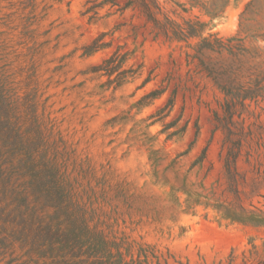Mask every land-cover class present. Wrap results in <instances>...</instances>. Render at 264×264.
<instances>
[{
    "label": "rangeland",
    "instance_id": "374dc122",
    "mask_svg": "<svg viewBox=\"0 0 264 264\" xmlns=\"http://www.w3.org/2000/svg\"><path fill=\"white\" fill-rule=\"evenodd\" d=\"M156 1L159 17L199 20L224 49L154 36L132 8L0 0L1 61L96 171L99 214L128 264H264V0H230L216 17ZM100 32L111 46L85 55ZM118 44L136 72L113 88L89 70ZM13 238L0 227V264H41Z\"/></svg>",
    "mask_w": 264,
    "mask_h": 264
},
{
    "label": "trees",
    "instance_id": "16d2710c",
    "mask_svg": "<svg viewBox=\"0 0 264 264\" xmlns=\"http://www.w3.org/2000/svg\"><path fill=\"white\" fill-rule=\"evenodd\" d=\"M189 2L191 7H199L205 14L216 17L230 0ZM86 3L90 5L85 12L94 15L105 7L115 8V12L136 9L154 36L185 42L200 38L199 54L224 49L221 39L216 40L218 48L210 46L208 40L214 34L203 36L205 23L199 20L178 24L165 15L159 17L161 10L156 0H86ZM107 34L100 32L83 46V53L90 55L110 47L112 39L103 40ZM131 56V50L118 44L89 71L105 77V84L119 87L136 72L133 64H127ZM2 58L0 227L8 228L13 241H17L21 249L27 248L28 254L41 264H128L126 256L120 252L121 245L109 236V224L99 214L102 209L99 195L106 190L99 187L96 171L85 161L78 160L76 150L67 144L50 112L45 111V106L39 110L36 94L29 96L28 91H21ZM159 95L153 94L151 98ZM168 103L169 107L173 104L172 100ZM172 127L173 124L166 123L162 130ZM114 246L116 254L112 251Z\"/></svg>",
    "mask_w": 264,
    "mask_h": 264
}]
</instances>
